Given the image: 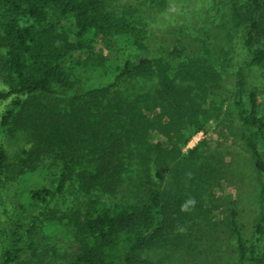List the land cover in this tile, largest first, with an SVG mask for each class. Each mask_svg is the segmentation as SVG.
<instances>
[{"label": "trees", "instance_id": "1", "mask_svg": "<svg viewBox=\"0 0 264 264\" xmlns=\"http://www.w3.org/2000/svg\"><path fill=\"white\" fill-rule=\"evenodd\" d=\"M167 1L135 0L120 12L107 0H0V71L6 86L0 89L1 126L6 129L12 122L38 152L54 156L60 170L58 191L72 181L69 192L79 185L82 194L98 195L85 209L66 214L73 248L52 264H163L170 257L173 263L167 264H192L191 258L205 260L214 247L216 231H206L210 225H185L192 217L186 197L204 190L200 163L204 166L206 139L186 153L179 143L187 144L200 130L207 133L209 121L218 116L221 105L213 98L204 107L207 96L200 92L215 88L220 63L205 47L200 54L177 45L157 56L138 54L148 38L140 23L143 9H162ZM53 7L73 18V32L50 20ZM231 7L235 27L245 28L242 46L247 56L238 70L242 87L245 67L260 69L264 78V0H231ZM118 42L124 56L112 82L78 93L65 110L45 102L43 95H63L81 83L79 72L63 64L66 57L78 53L72 61L76 67L106 69L108 53ZM263 93L264 82L249 92L247 102L237 90L234 103L255 166L264 175ZM150 128L164 132L172 146L151 142ZM7 160L0 145V179ZM186 178L192 187L184 185ZM134 179L146 181L148 189ZM57 190L40 186L26 194L37 205ZM232 226V264H264V212L255 225L254 241ZM26 233L19 218L1 264H43L38 256H26L34 245L25 240Z\"/></svg>", "mask_w": 264, "mask_h": 264}, {"label": "rangeland", "instance_id": "2", "mask_svg": "<svg viewBox=\"0 0 264 264\" xmlns=\"http://www.w3.org/2000/svg\"><path fill=\"white\" fill-rule=\"evenodd\" d=\"M107 1L121 12L127 8L126 4L130 9L135 0ZM232 11L231 0H168L162 9H143L144 19L140 22L146 27L148 38L145 40V49H139L138 54L145 52L149 56H157L173 49L174 45L186 47L189 54H200L204 53L205 47L208 50L205 53L220 63L218 68L221 77L212 82L215 88L210 92L207 88V92H200L207 96V100L203 101L204 107H208L213 98L218 106L221 105L218 116L209 121L207 133L200 130L190 137L187 144L179 143L186 153L189 148L206 139L201 158L204 166L200 163L203 168L204 190L197 196L186 197L192 217H187L185 225H210L207 228L205 226L206 231H216L212 237L214 247L207 252L206 259L191 258L192 264H232L236 245L232 225H238L245 239L254 241L257 236L255 225L264 212V175L255 166V159L243 135L234 103L237 90L247 102L249 92L260 87L264 78L260 69L245 67L242 69L245 81L241 87L238 70L239 62L247 56L242 46L245 28L235 27ZM49 14L50 20L61 21L73 32L74 20L70 15H62L56 7L50 9ZM22 22L24 23V19ZM120 47L122 45L119 42L113 44L108 53L106 69L85 68L83 65L76 67L72 61L76 60L78 53L73 57H66L63 64L73 67L77 75L79 72L81 83L77 82L73 89L63 95H43L45 102L56 104L65 110L78 100V93L112 82L116 65L124 56L119 51ZM127 51H132V48ZM2 81L0 71V89L6 87ZM261 99V112L264 113V93ZM3 107L4 105L1 109L4 110ZM183 130L189 135L188 130ZM148 131L147 137L151 142H159L164 147L172 146L170 138L161 130L150 128ZM0 145L8 153L5 171L0 179V264L5 249L11 245L10 232L19 218L26 225L25 240L34 242L26 256H38L43 264L63 260L73 248L72 230L67 226L66 214L77 208L85 209L98 195L82 194L79 185L78 190L69 192L68 186L70 188L72 184L75 185L72 181L67 183V188L58 191L60 170L54 156L38 152L27 133L14 129L12 122L6 129L0 124ZM134 181L145 187V191L148 189L146 181ZM166 181L162 187L167 185ZM184 183L186 187L193 186L189 178ZM40 186L57 190L56 195L48 202L37 205L30 203L27 190ZM199 205L201 207L193 213L192 209ZM160 257L162 255L159 259ZM172 258L163 264L170 261L173 263Z\"/></svg>", "mask_w": 264, "mask_h": 264}]
</instances>
